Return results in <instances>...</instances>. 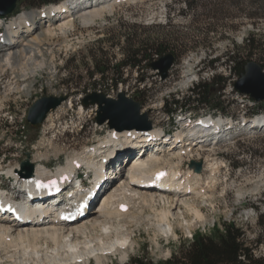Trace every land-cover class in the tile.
<instances>
[{"label": "rangeland", "instance_id": "1", "mask_svg": "<svg viewBox=\"0 0 264 264\" xmlns=\"http://www.w3.org/2000/svg\"><path fill=\"white\" fill-rule=\"evenodd\" d=\"M29 1L18 0L12 14L7 17L0 16V33H5L7 23L12 17L23 11L38 8L29 6ZM200 13V9L196 11L187 9L184 0H123L112 12L105 13L95 21L87 24L76 17L73 26L67 29L66 33L44 37L37 50H40L41 54L38 60L44 58L45 65L34 64V66L24 60L23 65H15L12 62L11 65L2 66L0 68V186L11 193L16 191L13 188V184L17 182L15 175L7 177L6 173L13 166H20L22 170L28 172L22 166L23 161L27 159V153L30 155L34 169L39 162H43L52 172H56L74 157H84L87 152L89 154L98 152L99 147L104 146L106 153L119 151L114 157V162L108 163V167L123 164L110 184L115 187L120 183V178L125 177L126 165L134 156L140 154L137 149L144 148V143L136 142L138 139L136 133L145 136L147 150H157L159 145L156 144L162 142V139L170 144L163 145V148L159 147L161 149L179 144L172 134L184 130L187 131L189 138L186 136L182 147L185 145L187 147V142L189 143L191 138L194 140L193 143L196 142L195 139L201 137L205 138L200 141L201 144H211L212 141L211 145L204 148L196 145L197 149L193 152L196 158L199 156L198 152L202 153V169H206L204 170L206 182L203 183V187L208 197L206 194L196 204L201 215L197 216L193 210L186 211L185 216L191 222L190 228L185 220L169 217V221L173 224V232H166L162 227L167 219H161L158 213L160 210L154 211L141 203L131 204L120 215L121 217L113 219L122 226L120 233L130 237L127 245L120 247L116 252L102 255L100 262L95 257L85 258L86 260L60 261L59 257L53 259V248L56 245L51 239H49L50 244L46 243L44 237L39 239L38 244H40L36 248L32 238L31 246L19 240L14 243L7 241L3 243L0 240V264H127L131 257L140 255H146L154 260H164L169 258L180 244L189 241L191 233L209 235L217 228L223 229L224 223H234L241 227L245 232L244 239L252 248L254 255L264 257V243L259 241L262 235L260 217L264 214V128L249 129L244 124L256 115L263 114L264 111L258 110L257 101H252L249 95L237 90L235 84L241 75L232 71L225 62L227 51H236L238 45L244 44V39L250 32L255 31L256 36L262 34L264 41V19L253 21L240 16L220 20L208 19V23H195L193 18ZM209 22L216 25L207 32L206 27ZM129 33L150 38L156 44L163 39L171 44L176 43L177 60L167 79L163 80L149 65L144 68L121 67L126 81H120L117 85H112L108 79H100L99 73L94 77L90 76L96 59L111 61L113 65L124 58ZM21 34L20 39L28 32L22 31ZM156 55L157 52H154L153 57ZM241 55L242 58L248 57L244 50L241 51ZM215 57L220 59L214 67H210L209 60ZM249 60L260 63L257 55L249 57ZM32 68L35 69V73L31 72ZM217 75L226 77L225 82L214 83L212 80ZM188 77H192L193 80L183 85V80ZM69 78L72 82L67 83ZM203 81L212 85V95L220 101V105L224 106L227 112L223 113L204 105H200L197 109L184 107L185 111L193 115H211L214 121L222 119L217 128L213 127L216 129L220 127L217 134L207 127L203 130V134L199 131L202 134L200 137H195L194 132L190 133L186 126L178 127L173 118V121H170L165 111L168 106L166 100L175 97L184 101L190 94V89ZM139 89H145L144 96L139 101L141 114L147 113L146 119L142 117L139 120L150 122L151 128H157L159 132L167 129L168 134H161L163 137H160L161 140L159 135L151 136L149 130L147 134L150 135V140L146 132L141 131L114 138V134L110 132V119L104 123L98 122L99 104L86 106L83 102L88 95L95 92H102L106 97L114 99H119L121 93L133 98ZM65 95L68 98L48 114L42 125L35 126L28 121L29 109L36 100L43 96ZM91 101L92 98L89 99V102ZM178 111L175 113L177 114ZM176 121H179L178 118ZM182 123L184 122L180 124ZM188 158L191 157L184 156L181 166L186 165L195 170L192 160ZM168 159L169 162L177 161L174 157ZM213 161L218 163V171L215 184L210 186L207 177L211 174V170L208 164ZM85 169L87 168H80L77 172L88 180V185L91 183L88 177H93L94 172L86 174ZM51 179L47 177L44 180ZM71 183L70 181L67 185ZM150 186L153 187L154 184ZM48 191L54 192L45 189L44 193L47 194ZM55 199L62 201L63 193L53 198ZM102 199L101 195L94 197L98 203ZM92 206L95 207L96 203ZM102 232L94 230L89 236H97ZM46 247L49 250H46L48 249ZM123 252H128V257L122 258ZM64 255L66 252L63 251ZM84 257L87 256L80 258Z\"/></svg>", "mask_w": 264, "mask_h": 264}, {"label": "bare ground", "instance_id": "2", "mask_svg": "<svg viewBox=\"0 0 264 264\" xmlns=\"http://www.w3.org/2000/svg\"><path fill=\"white\" fill-rule=\"evenodd\" d=\"M121 1L123 0H63L42 9H31L19 13L7 23L5 33L0 34V68L4 65H11L12 62L15 65H20L24 60L33 65H45L43 64L44 58L38 60L41 54L37 50V46L40 45L44 37L66 33L67 29L73 26L76 17L87 24L95 21L103 17L105 13L112 12ZM22 31H27L28 34L20 39ZM31 72L35 73V69L32 68ZM191 79L192 77H188L183 80V85L189 80L191 82ZM202 120L211 123L212 127H216L222 122V119H216L215 121L214 119ZM248 122L251 123V128H262L264 127V114L258 115ZM185 125L190 133H197V130H195L198 129L196 124L188 123ZM135 131L146 132L148 130L138 128L121 130L111 128L110 130L111 133H116L122 137ZM149 132L154 136H158L160 133L159 129L154 127L150 128ZM136 134L138 136L136 142L144 143V148L141 147L143 151L140 150L141 148L137 149L140 152L139 156H134L130 163L126 165L125 177H121L120 183L118 182L119 184L115 187L110 186V184L123 164L113 165L107 170L104 159H107V164L114 162V157L119 151L106 153L104 146H100L98 152L91 154L87 152L84 157H74L59 167L56 172H52L43 162L37 164L31 175L22 170L20 166L10 167L6 173L7 177L15 175L17 178L26 179L22 183L25 184L27 191L36 195L35 198L42 196L44 200L35 202L25 199L26 189L21 191L18 196H11L10 192L0 191V201L5 205L10 204L11 208H15L24 217L23 222H18L10 214H0V240L3 243L4 241L14 243L19 240L22 243L27 242L31 246L30 239L32 238L36 248L40 244H38L39 239L45 237L46 243H49V239H51L56 245L53 248V259L59 257L60 261L68 259L86 260L85 258L95 257L100 262L102 255L116 252L120 247L127 245L130 237L120 233L122 226L115 223L113 219L119 217L131 204L136 203H141L154 211L160 210L158 213L161 215V219H167L166 224L162 227L166 232H173V224L172 221H169V217L185 220L188 228H190L191 222L187 219L185 213L187 210H193L197 216L201 215L199 208H196V204L200 198L207 194L203 187V183L206 182L204 178V170L206 169L196 172L192 167H186V165L182 167L180 163L185 155H189L191 158L188 159L192 161H203L201 160L202 153L198 152L199 156L197 158L193 154L197 149L196 145L204 148L211 145L212 141L211 144H201V140L199 142L195 140L196 142L193 143L194 140L191 139L189 143L187 142V147L186 145L182 147V144H185V138L183 137L188 135L187 131L181 130L176 137L179 144L161 149L159 147L163 148V145L170 144L162 139V142L156 144L159 145L157 150H147L144 142L145 136L141 133ZM169 157H174L177 161H173L174 163L169 162ZM208 166L211 170V174L207 177L210 180L208 185L212 186L217 179L218 163L213 161ZM80 168H87L85 169L86 174L94 172V175L88 177L91 180L90 184L87 185L88 180L83 179L80 188L74 189L72 187L74 190L67 192L74 195L67 204H60L57 201L50 202V198L43 194L44 186L38 187L36 185L39 179L51 177L52 179L47 183L50 187L66 189L65 185L70 182L73 175H77ZM160 172H165V176L159 177ZM151 184H154V186L151 187ZM13 195H16V193ZM98 195L103 196L100 203L94 200V197ZM84 203L86 205L82 206ZM95 203L96 206H92ZM173 209L176 210L173 211ZM65 215L76 219L68 222L64 217ZM94 230L103 232L100 235L90 237L89 233ZM48 247L50 248V246ZM49 248L46 250H49ZM38 250L36 253L39 252ZM63 251L66 252L64 256ZM30 253L34 252L30 251ZM83 256L87 257L80 258ZM30 257L32 258V256ZM126 257H128V252H123L122 258ZM56 262L54 261V263Z\"/></svg>", "mask_w": 264, "mask_h": 264}, {"label": "trees", "instance_id": "3", "mask_svg": "<svg viewBox=\"0 0 264 264\" xmlns=\"http://www.w3.org/2000/svg\"><path fill=\"white\" fill-rule=\"evenodd\" d=\"M63 0H30L31 7H42L50 3H59ZM185 6L190 10L200 9L193 21L195 23H208L207 20H220L223 18H235L244 16L249 20L264 19V0H184ZM205 21V22H203ZM216 24L210 23L206 27L207 32L212 30ZM252 31L244 39L243 45H238L237 50L227 51L226 65L232 71L241 75L245 64L250 61L249 57L258 56L261 66L264 68V41L262 34ZM259 37V38H257ZM176 43H169L167 40H159L157 44L147 37H140L138 34L129 33L128 45L125 48L124 58L111 65V61L95 60L94 70L90 76L100 74V79H108L112 85L120 81H126L121 67L129 66L134 68L147 67L153 60V53L164 54L172 52L177 55ZM246 51L248 57L242 58L241 51ZM220 57L209 60L210 67H214ZM231 62V63H230ZM230 63V64H229ZM259 63V62H258ZM143 75V74H142ZM146 78V77H145ZM226 77L217 75L213 78L215 83H224ZM67 83L72 82L69 78ZM211 84L203 81L197 83L190 89L187 99L181 101L173 98L167 99L166 111L173 113L179 107L197 109L200 105L208 106L211 109L226 113L224 106L212 95ZM145 89L137 90L134 100L141 101ZM219 101V103H218ZM258 110L264 111V100L257 103ZM262 235L259 241L264 243V214L260 217ZM245 232L234 223H224L223 229L217 228L211 234L195 233L193 238L180 244L179 248L172 255L164 260H154L146 255L131 257L127 264H264V257H256L252 248L246 243Z\"/></svg>", "mask_w": 264, "mask_h": 264}, {"label": "water", "instance_id": "4", "mask_svg": "<svg viewBox=\"0 0 264 264\" xmlns=\"http://www.w3.org/2000/svg\"><path fill=\"white\" fill-rule=\"evenodd\" d=\"M18 0H0V16L10 15L16 8ZM177 58L172 52L163 54L159 59L151 62L149 67L158 72L163 80L167 79L169 72L175 64ZM237 90L243 94L249 95L256 101L264 100V68L260 63L254 60L248 61L241 73V78L235 84ZM68 97L65 96H43L36 100L29 109L28 121L35 126L42 125L48 114L57 109ZM92 101L89 102V99ZM86 106L98 103L100 106L99 123H104L110 119V128L117 130L125 128H138L149 130L152 126L146 120L147 113L141 114L140 102L133 98L126 97L124 93L120 94L119 99L106 97L102 92H95L84 99ZM106 103V105H103ZM103 112V113H102ZM143 115V116H141ZM122 119H124L122 121ZM192 165L197 172L203 168L201 161H192ZM22 166L30 173H33V164L30 162V155L27 153V159L23 161Z\"/></svg>", "mask_w": 264, "mask_h": 264}, {"label": "flooded vegetation", "instance_id": "5", "mask_svg": "<svg viewBox=\"0 0 264 264\" xmlns=\"http://www.w3.org/2000/svg\"><path fill=\"white\" fill-rule=\"evenodd\" d=\"M161 55H162V54H159V53L157 52V55H156V56H157V57H160Z\"/></svg>", "mask_w": 264, "mask_h": 264}]
</instances>
